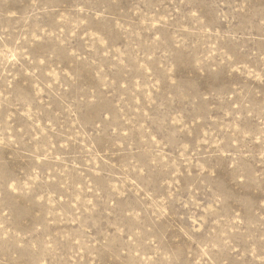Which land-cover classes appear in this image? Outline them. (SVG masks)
Instances as JSON below:
<instances>
[{
  "label": "rangeland",
  "instance_id": "obj_1",
  "mask_svg": "<svg viewBox=\"0 0 264 264\" xmlns=\"http://www.w3.org/2000/svg\"><path fill=\"white\" fill-rule=\"evenodd\" d=\"M0 264H264V0H0Z\"/></svg>",
  "mask_w": 264,
  "mask_h": 264
}]
</instances>
